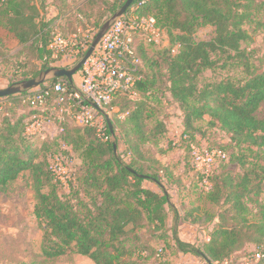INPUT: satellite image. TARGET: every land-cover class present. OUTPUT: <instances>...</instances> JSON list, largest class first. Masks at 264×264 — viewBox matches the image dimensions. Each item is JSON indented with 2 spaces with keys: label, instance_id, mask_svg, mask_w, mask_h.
I'll list each match as a JSON object with an SVG mask.
<instances>
[{
  "label": "trees",
  "instance_id": "16d2710c",
  "mask_svg": "<svg viewBox=\"0 0 264 264\" xmlns=\"http://www.w3.org/2000/svg\"><path fill=\"white\" fill-rule=\"evenodd\" d=\"M88 2L93 5L95 0ZM126 2L111 0L99 14V20L104 19L105 24ZM33 9L32 0H0V44L11 40L29 49L27 45L36 39V55L42 63L39 71L23 69L22 77L10 86L37 79L52 68L47 47L57 20L65 19L67 25L72 21L73 31L87 28L86 16L76 8L50 21L43 16L40 21L12 24V16ZM262 11L261 0H148L138 12L154 16L158 26L166 30L174 43L180 44L179 52L171 55L136 38L135 54L141 77L136 86L139 97L132 100L128 95H118L108 108H120L128 116L130 133L136 138L126 142L129 162L115 151L119 137L117 124L111 119L108 142L98 139L94 127H79L71 117L69 122L66 117L59 123L61 139L79 152L84 167L77 188H71L68 194L62 193L61 182L51 168L50 160L58 154L53 149L58 141H48L37 150L26 133L28 116L14 114L22 105L18 96L7 97L11 106L6 114H0V191L22 173H31L34 215L45 232L42 242L45 257L81 255L94 264H178L181 254H190L208 264H238L236 254L253 245L252 256L255 259L259 255L257 264H264V202L259 199L264 190V165L255 162L246 168L242 155L249 153L264 162V119L256 117L264 102V69L256 64L255 49L248 48L253 36L264 29L259 16ZM204 29L210 30L209 36L198 38L199 31ZM86 52L81 53L80 59ZM162 64L167 70L168 91L183 113L181 148L196 186L199 188L200 180L191 166V146L197 144V123L209 119L211 125L220 126L239 150L235 155L229 149L210 145L211 149L224 150L229 158L211 175L212 189L205 192L200 187L207 194V202L219 208L217 214L207 213L205 223H213L216 218L218 222L209 231V240L205 239L201 245L182 241L170 224L169 211L177 213L163 180L168 183L175 180L178 185L183 179H175L176 173L164 170L158 161L148 159L140 150V144L151 142L152 137L144 128L151 117L150 104L160 102L156 93L157 72H161ZM146 67L152 72L147 73ZM217 69L239 70L240 74L199 87L200 76ZM128 103L136 105V109L130 111ZM163 132L161 124V130L153 135L155 142ZM230 162H238L243 172L232 175L221 171ZM147 182L159 190L147 187ZM178 191L183 193L179 188ZM200 222L202 219L195 217L189 224L195 226Z\"/></svg>",
  "mask_w": 264,
  "mask_h": 264
},
{
  "label": "rangeland",
  "instance_id": "374dc122",
  "mask_svg": "<svg viewBox=\"0 0 264 264\" xmlns=\"http://www.w3.org/2000/svg\"><path fill=\"white\" fill-rule=\"evenodd\" d=\"M87 1L88 0H45L40 3V0H32L35 9L23 11V14L18 17L12 16L11 22L13 25H16L25 20L40 21L43 16H47L50 21L58 14L63 16L68 15L69 12L74 11L73 8H76L86 16L88 20L86 31L89 30L91 32L93 42L95 35L104 25V19L99 20V14L104 11L105 6H107L111 0H95L93 5L89 2L86 3ZM83 4L85 5L83 6ZM259 16L264 23V11H262ZM68 25L69 27H67V30L71 31L74 27V23L70 21ZM98 25H100L99 28L97 27ZM209 31V29L200 30L197 37L203 38L209 36ZM27 46L29 49L11 40L4 41L3 44H0V89H6L10 87V83L20 79V77H22V70L26 67L31 71H39L41 69L42 63L36 55V39H33ZM243 46L245 47L246 45L244 44ZM248 48L255 49L256 64L264 69V29L253 36V41L248 43ZM20 61L22 63H20ZM159 62L161 64L162 60ZM161 67V72H157L159 82L156 92L160 102L150 104L149 111L151 117L145 121L144 128L145 132L152 137L151 142L140 144V150L148 159L150 158L151 160L152 158L158 161L164 170L168 169L169 171L172 170V173H176L174 176L175 179L180 180L182 178L185 182L184 184L181 180V184L177 185L175 180L172 182L169 180V183L167 179L163 180L164 187L170 194L171 203L177 213L175 214L173 209L169 211L171 226L174 227L178 233L181 224L193 228L194 226L189 224L190 221L195 217L201 218L202 222L196 224L197 228L194 227L197 233L201 232L200 236H197V240L194 243H190L201 245L206 239L205 236L209 234V231H211L218 222L216 218L213 223H205L207 213L210 215L217 214L219 208L213 207L207 202V194L200 186L199 188L196 186V180L191 176L189 172L190 169L186 167V154L184 149L181 148V140L184 132L183 113L168 91L169 84L166 81L167 70L165 65L162 64ZM146 70L147 73L148 71L152 72L148 67H146ZM239 74V70L232 69L206 71L198 80L199 87L207 83L220 81L229 75ZM80 76L81 73L79 72L74 78L80 81ZM49 80L52 81L55 79L51 78ZM138 97L139 95L134 100H137ZM127 107L130 111L136 109V105H129V103ZM118 109L119 112L116 113L115 111H118ZM108 113L111 121L117 124V135L119 137L118 140H116L118 143L116 144L117 152L129 162L130 160L127 156L129 144H126V142L135 141L136 138L130 133L131 125L127 121L128 116L125 111H120V108L108 110ZM14 114L17 116H28L26 119L28 123L27 127L31 126L30 122L33 113L29 112L27 109H23L22 105L18 107ZM65 117H67V122H69L70 118L68 119V115H65ZM256 117L258 119H264V102L261 103L257 110ZM161 124L164 125V132L156 137L155 142L153 135L156 131L161 130ZM45 128L46 129L38 131L36 135L31 137L34 147L40 150L44 143L48 141L52 142L53 140L58 141L57 146L53 148L57 150L56 153L58 154L50 161L61 182L62 193L68 194L71 188H77L78 186V178L84 171L82 159L79 152L75 151L71 144L61 139L63 135L59 122H51ZM196 128L197 146L202 147L211 145L213 147L229 149L228 151L230 153H235V155L238 154L239 150L231 144L229 136L220 129V126L211 125L209 119L197 123ZM242 155H244L245 158L244 162L246 163V168L250 167L251 163L255 162L264 165V162L261 160L262 158L255 159L254 156L249 153H243ZM243 170L244 168L238 162H230L221 169V171L230 172L232 175L240 174ZM258 181L259 180H256V183H258ZM145 184L147 187L159 190L156 186L148 182ZM178 188L182 190L183 193L179 194ZM259 199L264 202V190ZM34 206L35 193L30 172L22 173L16 181L11 183L5 190L0 191V264H94L88 257L81 255H67L53 259L45 257L42 253V242L45 232L34 215ZM249 206L252 210L256 209L252 205ZM185 216H188L186 218L187 223L184 221ZM254 252L255 247L253 245H247L244 250L236 254L235 260L238 264H255L253 261L254 257L252 256ZM183 262L184 264H195L189 261L188 258H185ZM199 264L208 263L199 259Z\"/></svg>",
  "mask_w": 264,
  "mask_h": 264
},
{
  "label": "built area",
  "instance_id": "2783aa9c",
  "mask_svg": "<svg viewBox=\"0 0 264 264\" xmlns=\"http://www.w3.org/2000/svg\"><path fill=\"white\" fill-rule=\"evenodd\" d=\"M147 1L139 0L136 5L132 4L113 22L83 65L80 81L74 78L72 83L65 77L55 79L56 82L47 79L38 88L16 94L23 107L33 113L31 126L26 129L28 136L46 129L51 122L65 121V115H68L79 127H94L102 142L111 140L107 128L110 120L108 108L112 101L121 94L128 95L132 100L138 96L136 86L141 77L140 62L135 54L136 38L142 39L147 46L171 55H176L180 49V44L171 40L166 30L158 26L154 16L138 12ZM79 18L82 19L81 16ZM67 27L62 18L53 26L47 47L51 53V69H69L79 62L81 53L88 51L91 32L84 31L83 27L70 31ZM8 106H11V101L7 97L0 98V114H6ZM191 150V166L200 180L199 186L209 192L212 189L211 175L228 161L229 155L222 149H211L207 145L199 147L194 144ZM51 168L58 177L52 165ZM259 259L260 256L256 255L253 259L255 264Z\"/></svg>",
  "mask_w": 264,
  "mask_h": 264
},
{
  "label": "water",
  "instance_id": "95a60500",
  "mask_svg": "<svg viewBox=\"0 0 264 264\" xmlns=\"http://www.w3.org/2000/svg\"><path fill=\"white\" fill-rule=\"evenodd\" d=\"M134 1L135 0H127L125 5L109 21H107L101 27L100 31L95 35V38H94L91 46L89 47L88 51L84 55V57L74 67H72L70 69H66V68L49 69L46 72H44L43 74H41V76L37 79L24 81V82L18 83L16 85H12L6 89H0V98L9 97V96L16 95V94H19V93H22V92H25V91H28L31 89L38 88L41 85H43L47 79H51V78L59 79V78L65 77L70 82L73 83L74 76L81 71L83 65L86 63L88 58L90 56H92L97 45L100 43L103 36L109 30V28L111 27L113 22L116 19H118L119 17H121L126 12L131 7V5L134 3ZM94 107L96 109H99L96 105H94ZM108 125H109L110 129L112 130L110 120H108ZM114 148H115V151H117V145L116 144L114 145Z\"/></svg>",
  "mask_w": 264,
  "mask_h": 264
},
{
  "label": "crops",
  "instance_id": "0c3cea01",
  "mask_svg": "<svg viewBox=\"0 0 264 264\" xmlns=\"http://www.w3.org/2000/svg\"><path fill=\"white\" fill-rule=\"evenodd\" d=\"M185 223H187V222H185ZM170 224H171V222H170ZM194 227L197 228L196 225ZM194 227L189 228L185 224H183V225L181 224L179 226L178 237L186 243H194L197 240V236L198 235L200 236V233H201L199 231H198L199 233H197V231H196V229H194ZM205 238L207 239L208 237L205 236ZM185 258H188L189 261H191L195 264H199V259L193 255H190V254H188V255L181 254L177 263L178 264H184L183 261L185 260Z\"/></svg>",
  "mask_w": 264,
  "mask_h": 264
}]
</instances>
